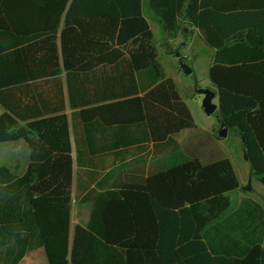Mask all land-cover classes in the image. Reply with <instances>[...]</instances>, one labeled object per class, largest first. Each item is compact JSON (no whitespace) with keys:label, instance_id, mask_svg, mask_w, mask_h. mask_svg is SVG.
I'll use <instances>...</instances> for the list:
<instances>
[{"label":"trees","instance_id":"obj_1","mask_svg":"<svg viewBox=\"0 0 264 264\" xmlns=\"http://www.w3.org/2000/svg\"><path fill=\"white\" fill-rule=\"evenodd\" d=\"M143 7L0 0V144L24 141L31 150L22 177L0 167V264H21L39 248L50 264H264V206L232 201L240 181L231 160L205 165L172 138L196 123L163 73ZM149 8L164 33L183 22L186 38L193 28L214 50L219 120L244 138L251 174L264 186V0H149ZM67 102L74 134L83 122L92 154L116 127L121 145L147 141L154 159L170 156L142 183L83 195L81 171L93 162L78 139L77 198L93 206L72 246Z\"/></svg>","mask_w":264,"mask_h":264},{"label":"rangeland","instance_id":"obj_2","mask_svg":"<svg viewBox=\"0 0 264 264\" xmlns=\"http://www.w3.org/2000/svg\"><path fill=\"white\" fill-rule=\"evenodd\" d=\"M144 9L150 15L154 43L158 47L163 71L165 75L176 80L180 92L188 98L187 103L196 123V128L185 130L178 136L182 151L190 157L199 158L205 165L225 158L230 159L240 181V189L229 195L232 201L237 204L244 197H250L264 206V186L251 174L250 164L244 157L241 136L237 132L230 131L227 137H219L218 133L221 129L219 109L213 115H207L202 108L204 96L198 93L201 89H211L216 92L214 102L219 105L218 88L211 82L209 76L212 52L198 45V41H195L193 47L184 49L178 40L179 38L186 40L183 33L185 24L181 22L179 30L170 36L164 33L157 17L149 8V0H144ZM179 52L193 69L192 75L187 76L181 70L179 58L176 56ZM11 145L0 144V167L6 163L7 155H16L17 147ZM249 183L252 187L250 192L245 190Z\"/></svg>","mask_w":264,"mask_h":264},{"label":"crops","instance_id":"obj_3","mask_svg":"<svg viewBox=\"0 0 264 264\" xmlns=\"http://www.w3.org/2000/svg\"><path fill=\"white\" fill-rule=\"evenodd\" d=\"M143 13H144V17L147 19L152 29L150 15L147 11H145L144 7H143ZM184 29L185 31H188L186 26L184 27ZM189 30L191 31L189 37L186 38V40L179 38L178 40L179 43L184 47V49L186 48L188 49V47L190 46L193 47L195 43L198 41L199 42L198 45L205 47L212 52V61H213L214 50L208 47L204 43L197 30H194L193 28H189ZM167 38L169 39L168 35ZM158 55H159L158 59L160 62L159 51H158ZM162 70H163V66H162ZM165 76L169 77L167 75ZM170 78L173 77L170 76ZM179 93L186 102V104L188 105L187 103L188 98L182 92H180V90ZM145 94L146 93H143V91H141L140 96H144ZM4 112H5L4 108L0 105V116ZM72 113L73 110L71 109L69 103L67 102L66 114L69 116L71 143L73 148L72 155L74 160V168H73L74 174H73V187H72L73 201H72V216H71L70 240H69L70 246H72L73 243L76 226L77 225L84 226L89 222L90 214L93 206L92 202H82L80 198H77L78 173L80 170L78 166V139L81 148L83 149V151H85L86 154L88 153L87 156L90 157V160H92L93 162L92 165L83 168L81 171V183L84 186L89 185L88 190L85 191L83 195L90 192L101 193L108 189H114L116 187H120L122 185L129 183H142L151 173L161 169L164 163H167L170 157L169 155H161L156 159H154L153 143H149L147 141H144L142 143H136L134 145L127 144L129 145L128 147H125L127 145L125 146L121 145L119 142L120 141L119 138L115 139L114 137V134H120L117 132L118 130H116V127H112L110 131H105L103 133L104 135L102 138V142L97 140L98 142L96 143V147L100 151L96 152V154L94 155V153L92 154L89 151V146L87 144L88 143L87 136L86 134H84L83 122L77 121V125L80 132L79 137L77 138V134H74ZM97 122H98V126H100L101 122L99 120H97ZM184 131L185 130L181 131L180 133L172 135V138L180 144L181 148L182 145H181V141L178 140V136L181 135ZM100 137H101V133H98L97 138L99 139ZM3 144L6 145L12 144L11 145L12 147L16 146L17 153L15 156L12 154L7 155L5 160L6 163H4L2 166H7L15 173L16 176L22 177L26 173L30 163L31 150L29 146L24 141L3 143ZM21 264H50V263L47 258L45 249L39 248L27 253L23 258V260L21 261Z\"/></svg>","mask_w":264,"mask_h":264},{"label":"water","instance_id":"obj_4","mask_svg":"<svg viewBox=\"0 0 264 264\" xmlns=\"http://www.w3.org/2000/svg\"><path fill=\"white\" fill-rule=\"evenodd\" d=\"M176 56L179 58V65L181 70L183 71V73L187 76H190L193 74V69L181 58L180 53H177ZM198 93L203 95V101H202V108L204 110V112L207 115H213L218 109H219V105H217L214 102V99L216 98V92L212 91L211 89H201L198 90ZM228 128H226L224 126V123H221V129L219 134V137L221 138H225L228 136ZM242 140L244 141V138H242ZM245 160L248 161L249 157L247 156V154L244 155ZM246 191H251L252 187L249 183V185L245 188Z\"/></svg>","mask_w":264,"mask_h":264}]
</instances>
